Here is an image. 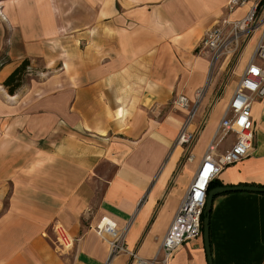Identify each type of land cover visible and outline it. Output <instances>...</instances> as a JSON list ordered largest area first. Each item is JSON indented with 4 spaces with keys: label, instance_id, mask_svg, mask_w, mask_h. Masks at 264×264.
Returning a JSON list of instances; mask_svg holds the SVG:
<instances>
[{
    "label": "crops",
    "instance_id": "obj_1",
    "mask_svg": "<svg viewBox=\"0 0 264 264\" xmlns=\"http://www.w3.org/2000/svg\"><path fill=\"white\" fill-rule=\"evenodd\" d=\"M254 1L0 0V264H126L124 253L107 259L92 228L102 216L126 225L128 249L153 257L238 80L189 147L175 143L187 109L170 101L205 83L202 33ZM258 8L264 25V0ZM23 60L9 91L4 79ZM250 115L251 149L212 187L264 183V96ZM225 137L216 153L235 139ZM52 223L70 248L57 250ZM208 249L211 264H264V193L215 194ZM167 264H208L201 232Z\"/></svg>",
    "mask_w": 264,
    "mask_h": 264
},
{
    "label": "built area",
    "instance_id": "obj_2",
    "mask_svg": "<svg viewBox=\"0 0 264 264\" xmlns=\"http://www.w3.org/2000/svg\"><path fill=\"white\" fill-rule=\"evenodd\" d=\"M243 2L244 0H228L226 7L230 10ZM256 5L257 0L241 17L223 19L222 23H215L206 29L196 43V52L200 54L209 52L212 60L228 50L235 49L241 31L253 20ZM262 96H264V34L258 38L255 54L249 57L239 75L194 175L160 238L156 253L151 258H143L128 249L124 242L126 225L119 227L109 217L102 216L92 228L96 235L105 241L108 260L124 253L127 255L126 264H167L172 251L181 242L200 234L208 182L224 165L238 161L251 149L254 125L250 115V104L252 100ZM175 102L185 107L188 99L180 94ZM191 114L192 112L180 124L175 143L189 145L195 138V134L186 130V123ZM229 133L235 135L232 144L227 150L216 153L215 149ZM185 157L190 159L191 153L188 151ZM51 228L55 235L57 250L64 251L70 248L72 239L64 228L58 223H53Z\"/></svg>",
    "mask_w": 264,
    "mask_h": 264
},
{
    "label": "rangeland",
    "instance_id": "obj_3",
    "mask_svg": "<svg viewBox=\"0 0 264 264\" xmlns=\"http://www.w3.org/2000/svg\"><path fill=\"white\" fill-rule=\"evenodd\" d=\"M258 11L259 8L258 6H256L253 20L252 22L248 23L247 26L241 31L235 49L228 50L226 53L219 55L216 59H209V67L207 70L205 83L195 91L193 98L188 100L187 105L185 107H181L175 102L176 97L183 93H178L174 97H172L170 104L173 108L183 109V111H185V108L187 109L185 117H187V115L192 112L191 117L187 123L191 122L192 124H194V126L188 129L186 128V130L191 131L193 134H195V136L202 128V126H204L211 105L214 102L220 101L222 97L227 96L231 92L233 85L235 81L238 80V76L241 71L240 70L238 72V69H242L245 63L248 61L249 57H253V55L255 54V44L257 42L258 36L260 35V32L264 28V25L262 23L263 20H258ZM224 57L227 58L225 62L220 65ZM227 140L228 137H225L220 142V145H224ZM191 143L189 145L180 143V145H182V147H189ZM106 167L108 166L106 165ZM105 173H109V170H105ZM52 224L50 225V228L52 227ZM51 233L52 238L56 243L55 235L52 230Z\"/></svg>",
    "mask_w": 264,
    "mask_h": 264
},
{
    "label": "water",
    "instance_id": "obj_4",
    "mask_svg": "<svg viewBox=\"0 0 264 264\" xmlns=\"http://www.w3.org/2000/svg\"><path fill=\"white\" fill-rule=\"evenodd\" d=\"M229 190H242V191L264 193V185H252V184L222 185V186H214L207 189L203 210H202V217H201V235L207 255L208 264H211L209 258V249H208V213L211 205V200L215 194Z\"/></svg>",
    "mask_w": 264,
    "mask_h": 264
},
{
    "label": "trees",
    "instance_id": "obj_5",
    "mask_svg": "<svg viewBox=\"0 0 264 264\" xmlns=\"http://www.w3.org/2000/svg\"><path fill=\"white\" fill-rule=\"evenodd\" d=\"M263 3V0H258L257 5L259 7V5H261ZM26 60H23L18 66H16L10 73L9 75L4 79V83L5 84H9L11 83V86H8V90L11 91L12 87L15 86L19 80H20V75L24 69V66L26 64ZM259 185H264L263 184H259ZM213 185L209 182L207 185L206 189L211 188ZM202 217V216H201Z\"/></svg>",
    "mask_w": 264,
    "mask_h": 264
}]
</instances>
